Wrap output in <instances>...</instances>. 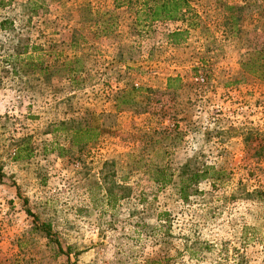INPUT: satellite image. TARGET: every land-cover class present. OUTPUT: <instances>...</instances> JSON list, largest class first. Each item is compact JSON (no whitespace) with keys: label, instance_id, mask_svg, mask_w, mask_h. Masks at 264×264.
<instances>
[{"label":"rangeland","instance_id":"obj_1","mask_svg":"<svg viewBox=\"0 0 264 264\" xmlns=\"http://www.w3.org/2000/svg\"><path fill=\"white\" fill-rule=\"evenodd\" d=\"M190 3L199 22L172 44L180 21L139 31L111 0H0V264H264V157L243 146L264 80L239 67L264 0ZM185 160L219 177L182 201L153 179Z\"/></svg>","mask_w":264,"mask_h":264},{"label":"trees","instance_id":"obj_2","mask_svg":"<svg viewBox=\"0 0 264 264\" xmlns=\"http://www.w3.org/2000/svg\"><path fill=\"white\" fill-rule=\"evenodd\" d=\"M111 4L114 9L125 6L131 13L130 26L135 27L139 31L150 26L153 22L180 21L183 27L175 28L166 33V38L172 44L183 41L186 37L188 28L195 26L199 22L198 15L192 7L190 0H111ZM239 7V5L232 4L226 6V9L229 11L228 18L230 22H232L234 29V15L239 10ZM260 9L261 12L262 10L264 11V5H261ZM262 26L264 28V20ZM0 29L13 32L14 26L12 21L8 19L0 21ZM258 37L260 39L257 46H253L246 51L243 55V59L239 62V67L242 71H245L255 78L264 80V29L259 32ZM29 57L30 55L20 57V54L15 53L13 55H8L4 60L5 62H16V64H18L20 60L23 61V59H28ZM71 63L72 60L65 61L63 67L66 69V73L73 79V74L76 73V69L70 65ZM27 64L29 71L36 68V65L31 62H27ZM38 69L42 71L43 68L38 67ZM14 73H16V71H14ZM85 130L86 129L83 130L79 127L73 129L74 138L79 137L74 139L72 143L78 144L82 136L91 134V131ZM243 138L244 153L246 155L255 156L256 158L264 157V132L260 133V137L258 136V141L256 143L253 141L256 140V135L249 129L244 131ZM156 168V176L153 179L156 185L159 187L171 186L177 197L182 201H186L189 195L195 192L196 189L194 187L201 181L207 179L218 180L219 177L218 171L214 170L212 165L197 162L195 160H185L177 167H170L164 164ZM252 193L259 196L260 199H264V185H258V189L253 190ZM109 195L112 196V193ZM142 199L141 196L138 197V202H141ZM49 227V223H43L39 226L45 234H48L47 230Z\"/></svg>","mask_w":264,"mask_h":264}]
</instances>
